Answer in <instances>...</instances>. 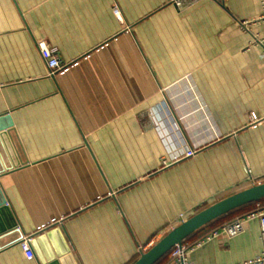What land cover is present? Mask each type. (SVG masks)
<instances>
[{
    "label": "crops",
    "instance_id": "0c3cea01",
    "mask_svg": "<svg viewBox=\"0 0 264 264\" xmlns=\"http://www.w3.org/2000/svg\"><path fill=\"white\" fill-rule=\"evenodd\" d=\"M261 183L260 0H0V264H133ZM225 223L183 241L192 264L261 254L257 220L212 236Z\"/></svg>",
    "mask_w": 264,
    "mask_h": 264
},
{
    "label": "built area",
    "instance_id": "2783aa9c",
    "mask_svg": "<svg viewBox=\"0 0 264 264\" xmlns=\"http://www.w3.org/2000/svg\"><path fill=\"white\" fill-rule=\"evenodd\" d=\"M186 0H169L170 4L174 5L175 7H181ZM261 5L264 7V0H260ZM114 15L116 17L119 16V11L115 8L113 10ZM246 23H243L245 25ZM37 49L40 56L45 60L47 68H48V76L53 77L56 71H58L61 66L60 62L54 57V50L49 49L44 43L40 42L37 44ZM256 118L252 116V124H255ZM196 149L194 148H184L181 153L178 155H174L172 158V163L177 162L184 158H190L196 153ZM170 163L163 161V166L167 167ZM249 174V173H248ZM257 220L260 230V237L263 244V251L261 254L255 256L254 258L247 260L241 264H264V207L260 206L259 204L256 205L255 209L248 214L244 215L240 218H235L230 222L223 224L220 228V231H214L212 236L216 237L221 233H224L229 238H234L240 235L244 230V224L247 221ZM183 220L181 221V223ZM31 238L24 237L20 241V247L24 252V255L27 260H32L34 255L33 251L30 246ZM189 247L183 242L180 244H176L168 253V263L169 264H192L188 260V253L192 251L193 248L197 247Z\"/></svg>",
    "mask_w": 264,
    "mask_h": 264
},
{
    "label": "water",
    "instance_id": "95a60500",
    "mask_svg": "<svg viewBox=\"0 0 264 264\" xmlns=\"http://www.w3.org/2000/svg\"><path fill=\"white\" fill-rule=\"evenodd\" d=\"M264 199V183L228 196L199 211L164 235L149 250L141 254L133 264H156L164 258L176 244L182 243L190 235L243 206Z\"/></svg>",
    "mask_w": 264,
    "mask_h": 264
},
{
    "label": "trees",
    "instance_id": "16d2710c",
    "mask_svg": "<svg viewBox=\"0 0 264 264\" xmlns=\"http://www.w3.org/2000/svg\"><path fill=\"white\" fill-rule=\"evenodd\" d=\"M257 204H259L260 206H263V207H264V199H262V200H260V201H258V202L251 203V204H248V205H246V206H243V207H241V208H239V209H237V210H235V211H232V212H230V213H228V214H226V215H224V216L218 218V219L215 220V221H223V220H227V222H229V221L233 220V217H234L235 215H238V214H241V213H248V212L253 211L254 208H255V206H256ZM215 221H213V222H215ZM213 222H211V223H213ZM167 255H168V254H167ZM167 255H166V256H167ZM166 256H165V257H166Z\"/></svg>",
    "mask_w": 264,
    "mask_h": 264
}]
</instances>
